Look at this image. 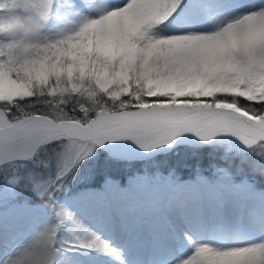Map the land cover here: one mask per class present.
Masks as SVG:
<instances>
[{"label": "snow or ice", "instance_id": "snow-or-ice-1", "mask_svg": "<svg viewBox=\"0 0 264 264\" xmlns=\"http://www.w3.org/2000/svg\"><path fill=\"white\" fill-rule=\"evenodd\" d=\"M53 0H0V162L32 159L56 144L57 178L105 142L142 150L171 147L184 134L202 143L237 138L264 166V7L210 32L161 37L181 13H222L227 0H126L74 31L43 40ZM69 9H83V0ZM179 10V11H177ZM19 184V179L9 180ZM25 184V187H28ZM38 194L63 225L50 181ZM55 229L4 264H51ZM82 247L108 251L97 239ZM180 264H264V241L220 250L195 246Z\"/></svg>", "mask_w": 264, "mask_h": 264}, {"label": "rangeland", "instance_id": "rangeland-1", "mask_svg": "<svg viewBox=\"0 0 264 264\" xmlns=\"http://www.w3.org/2000/svg\"><path fill=\"white\" fill-rule=\"evenodd\" d=\"M79 2L81 0H53L50 15L40 30L41 39L51 41L69 34L84 21L95 19L102 14L96 7L98 0H83L85 3L83 9H69V4L75 5ZM104 2L105 11L110 10L113 5L125 3L126 0H104ZM187 2L188 0H185V3ZM230 5L235 9L234 15L230 17H228L229 11L219 15L208 13L196 18L190 16L188 12H184L161 24L154 31L161 37L186 32L215 31L250 11L261 10L264 7V0H238ZM180 20H185L186 23L180 24ZM7 40V37L0 36V43H5ZM202 147H206L203 154L199 151ZM177 149H181V151L177 152ZM57 151L59 148L56 144L46 145L39 149L32 159L20 158L9 163H0V215L11 214L24 223L15 229L14 233H18L19 236L16 240V248L9 254L12 258H17L31 250L38 233L44 229H55L54 247L50 257L51 264H114L108 260L106 251L81 246V244L88 245L97 238L103 243L108 242L107 238L102 237V228L106 222L99 221L95 217L94 220L84 219L82 221L84 227L73 226L70 220L60 225L59 220L53 216L50 210L47 196L42 198L38 194L42 190L41 186H47L50 181L62 185L55 192V200L59 207L67 213L72 211L73 202L78 201L81 196L87 193L107 197L105 198L107 200L110 198L112 206L104 208L105 212L110 211L111 217L118 224H123L131 229L130 233L133 234V239L137 240L146 238L151 226L159 221L169 195L180 186L200 184L201 182L209 187L215 186L218 181H221L226 183L230 189H248V192L260 193L264 197V187H256L245 181L246 177L243 171L251 166L249 171L256 172L261 176L263 173L259 157L253 155L237 138L227 135L219 136L207 144L202 143L199 139L187 141L141 158L121 156L97 146L91 155L81 160L63 179L57 178L58 161L55 158ZM211 151H216L220 156L225 157L223 161L225 167L231 169L233 173L224 170V166L219 167L218 161H213L214 158L210 156L207 157V161L204 160L206 163L202 167L194 161L190 162L192 159L188 162H186L187 160H182L180 163L173 162L175 156H180L179 152L184 153L182 155L185 156L189 154L187 157L196 159L204 158ZM245 152L253 157L252 162H247V158L243 156ZM99 153L105 155L107 159L118 161V163H112L117 165L116 169L107 168L106 164L100 163L96 159ZM13 179H19L20 183H8ZM25 184L29 186L25 187ZM150 198L155 201L148 200ZM135 203L137 206L132 207ZM50 215L53 218H49ZM208 216L204 217L205 221L206 218L213 220L211 215ZM226 217L223 222L225 228L229 225H236V218L233 215L227 214ZM256 218L262 227L261 235L255 241L259 243L264 241V211H260ZM191 220L193 219L188 216L187 221L191 223ZM194 221L196 225L193 226L200 229L199 227L202 225L198 223L199 220L195 219ZM32 222L34 224H31ZM162 224L165 227L166 222L163 221ZM165 228L169 234L166 242H168L171 251L167 255V251H163L170 258V260L166 259L167 263L164 264H180L181 261L193 254L195 246L201 244H208L220 250L246 246L245 243L236 241L228 243V248H226L224 242L227 243L228 236L231 235L221 233L213 241L203 238L197 240L192 247H188L182 245L179 240L174 241L173 231ZM208 237L210 235L206 232V238ZM10 257H6L4 261ZM158 260L156 256L149 264H158Z\"/></svg>", "mask_w": 264, "mask_h": 264}, {"label": "bare ground", "instance_id": "bare-ground-1", "mask_svg": "<svg viewBox=\"0 0 264 264\" xmlns=\"http://www.w3.org/2000/svg\"><path fill=\"white\" fill-rule=\"evenodd\" d=\"M227 2L230 5L232 2H238V0H227ZM225 11H229L228 17H230L234 15L235 9L230 5L223 12ZM219 14L221 13H216V15ZM179 23L185 24L186 21L180 20ZM197 139L193 134H184L177 138L171 147ZM99 147L125 157H142L170 148L163 146L144 151L131 141L105 142ZM105 198L107 197L93 193L81 196L71 206L72 211L69 213L71 216L70 222H72L73 226L81 227L85 226L82 222L84 219L94 220L97 217V220L106 222V225L102 228V237L107 238L108 242L106 244L109 247L106 254L108 260L114 262V264H149L156 256L160 264L167 263L166 259L170 260V258L166 255L170 253L169 251L171 250L169 249L171 248L166 242L169 234L165 227L173 231L174 241L179 240L182 245L188 247H192L197 240L203 238L207 239V241H213L221 233L231 235L228 236L227 243L224 242L226 248H228V243L236 241L243 242L247 246L256 243L257 237L262 232L261 223L256 217H258L260 211H264L263 195L250 193L248 189L243 188L241 190L230 189L226 183L221 181H218L215 186L209 187L200 182V184L176 188L169 195L167 204L163 206L159 221L151 226L146 238L143 240L133 239V234L130 233L131 229L123 224H118L111 217L110 211L105 212L104 208L112 206V200ZM148 200L155 201L152 198ZM136 206L137 204L135 203L132 207ZM207 214L211 215L213 220L206 218L205 221L204 217H209ZM227 214L236 218L237 223L235 226L224 227L223 222L227 218ZM188 216L193 219L191 223L187 221ZM49 218H53V216L50 215ZM195 219H198V223L202 225L199 227L200 229L193 226L196 225ZM163 221L166 222L165 227L162 224ZM22 224L24 223L11 214L0 215V264H3L4 259L10 257L11 255L9 254L16 248V240L19 234L14 232ZM31 224L34 223L32 222ZM206 232L210 237L206 238ZM164 250L167 251L166 255L163 253Z\"/></svg>", "mask_w": 264, "mask_h": 264}, {"label": "trees", "instance_id": "trees-1", "mask_svg": "<svg viewBox=\"0 0 264 264\" xmlns=\"http://www.w3.org/2000/svg\"><path fill=\"white\" fill-rule=\"evenodd\" d=\"M182 149V148H181ZM181 149L179 150V149H177L176 151L178 152V151H181ZM205 149H206V147H202L201 148V150H199V151H201V153L202 152H205ZM168 154H169V152H167ZM166 153V154H167ZM165 154V153H164ZM179 154H180V156H175V159L173 160V162H176V163H180V161H182V160H184V161H186V162H188V161H190L191 159V161L190 162H196L197 163V165H199L200 167H202V165H204V163H206V161L208 160V156H210V157H213L214 159H213V161H218V163H217V165H219V167H223L224 166V170H226V171H228L229 173H233V171L231 170V169H229L228 167H225V163L223 162L224 160H225V157H222V156H220L218 153H216V151H211V153H207L205 156H204V158H202V157H200V158H190V157H187V156H185V155H182V154H184V153H181V152H179ZM185 154H187V153H185ZM203 154V153H202ZM169 155H171V154H169ZM224 156V155H223ZM243 156H245L246 158H247V162H252L253 161V157H251V156H249L246 152L245 153H243ZM178 157V158H177ZM220 157V158H219ZM96 159L100 162V163H104V164H106V167L108 168H110V169H112V168H114V169H116V167H117V165L115 164H112V163H118V161H114V160H110V159H107V157L105 156V155H103V154H101V153H99V155L96 157ZM221 159V160H220ZM204 160H206V161H204ZM110 165H113V166H110ZM251 168V166H248L246 169H244L243 171H244V175H245V181H247L248 183H251V184H253L254 186H256V187H260V188H263L264 187V166H261V171H262V175L261 176H259L256 172H254V173H251L250 171H249V169ZM201 169V168H200ZM252 170V169H251ZM199 171H203V170H199ZM256 174V175H255Z\"/></svg>", "mask_w": 264, "mask_h": 264}, {"label": "water", "instance_id": "water-1", "mask_svg": "<svg viewBox=\"0 0 264 264\" xmlns=\"http://www.w3.org/2000/svg\"><path fill=\"white\" fill-rule=\"evenodd\" d=\"M157 152V151H156ZM143 157V156H142ZM135 158H141V157H135Z\"/></svg>", "mask_w": 264, "mask_h": 264}]
</instances>
